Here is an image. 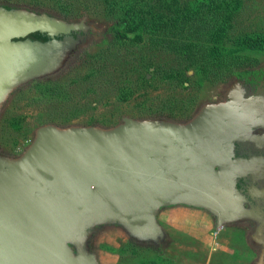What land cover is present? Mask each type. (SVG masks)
Masks as SVG:
<instances>
[{
  "label": "water",
  "instance_id": "1",
  "mask_svg": "<svg viewBox=\"0 0 264 264\" xmlns=\"http://www.w3.org/2000/svg\"><path fill=\"white\" fill-rule=\"evenodd\" d=\"M102 32L85 18L0 6V111L13 92L59 73ZM35 33L48 39H30ZM256 116L253 103L232 95L202 105L186 122L123 117L110 128L38 127L20 156L0 154V264H99L89 244L101 227L161 246L158 214L171 207L203 210L216 229L253 219L236 181L257 175L263 161L235 158L234 150L260 125ZM262 232L251 234L258 264Z\"/></svg>",
  "mask_w": 264,
  "mask_h": 264
},
{
  "label": "rangeland",
  "instance_id": "2",
  "mask_svg": "<svg viewBox=\"0 0 264 264\" xmlns=\"http://www.w3.org/2000/svg\"><path fill=\"white\" fill-rule=\"evenodd\" d=\"M0 6L45 12L74 22L85 18L101 32L114 22V18L95 15L80 6L69 15L30 5L26 0H0ZM236 9L233 33L264 34V0H243ZM211 66L212 72L199 73L175 54L152 49L149 43L117 44L111 33L97 42L88 39L59 73L31 82L10 95L0 111V154L20 156L33 140L35 130L49 124L110 128L123 117L186 122L202 105L222 98L231 72L264 67V50L243 53L235 60H218ZM174 211L179 212L176 217ZM158 220L166 232L161 246L135 244L118 227L99 228L89 246L100 264L259 262L249 226L229 224L217 230L210 214L181 206L164 209Z\"/></svg>",
  "mask_w": 264,
  "mask_h": 264
},
{
  "label": "trees",
  "instance_id": "3",
  "mask_svg": "<svg viewBox=\"0 0 264 264\" xmlns=\"http://www.w3.org/2000/svg\"><path fill=\"white\" fill-rule=\"evenodd\" d=\"M26 1L33 6L50 7L64 15L73 14V9L80 6L95 15L114 18L108 29L113 42L149 43L152 49L175 54L187 66H193L203 74L212 72L211 65L218 60H235L243 53L264 50V34L232 32V21L238 13L236 8L243 0ZM29 38L42 42L48 39L38 33L29 35Z\"/></svg>",
  "mask_w": 264,
  "mask_h": 264
},
{
  "label": "flooded vegetation",
  "instance_id": "4",
  "mask_svg": "<svg viewBox=\"0 0 264 264\" xmlns=\"http://www.w3.org/2000/svg\"><path fill=\"white\" fill-rule=\"evenodd\" d=\"M106 34L109 35V30L106 33L102 32V37L91 34L86 40L92 39L97 42L108 38ZM230 88L238 92L230 93L227 97V90ZM232 95L240 97L242 105L253 103L257 108V116L254 119L260 125L250 127L248 133L239 142H235L234 157L259 158L263 161L261 162L263 166L259 167L260 172L257 175L248 174L245 178H239L236 181V187L245 199L244 207L256 212V215L253 216L254 220L250 219L236 224L249 226L253 232L256 228H262V236L258 240L261 247V243L264 242V67L256 66L233 71L222 98L212 103L230 102ZM256 248L260 253L259 248Z\"/></svg>",
  "mask_w": 264,
  "mask_h": 264
},
{
  "label": "crops",
  "instance_id": "5",
  "mask_svg": "<svg viewBox=\"0 0 264 264\" xmlns=\"http://www.w3.org/2000/svg\"><path fill=\"white\" fill-rule=\"evenodd\" d=\"M171 208H172V207H171ZM166 209H168V208H166ZM163 210H164V209H162L161 211H163ZM161 211H160V212H161ZM160 212H159V213H160ZM178 214H179V212L174 211L172 215H173V217H176ZM158 222H159V220H158ZM159 224H160V223H159ZM160 225H161V224H160ZM161 227H162V226H161ZM162 228H163V227H162ZM164 232H165V231H164ZM165 234H166V232H165ZM99 264H100V263H99Z\"/></svg>",
  "mask_w": 264,
  "mask_h": 264
},
{
  "label": "built area",
  "instance_id": "6",
  "mask_svg": "<svg viewBox=\"0 0 264 264\" xmlns=\"http://www.w3.org/2000/svg\"><path fill=\"white\" fill-rule=\"evenodd\" d=\"M217 230H219V229H217ZM216 234V233H215Z\"/></svg>",
  "mask_w": 264,
  "mask_h": 264
}]
</instances>
